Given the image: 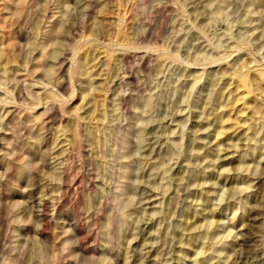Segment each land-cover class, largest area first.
Masks as SVG:
<instances>
[{
	"label": "rangeland",
	"instance_id": "374dc122",
	"mask_svg": "<svg viewBox=\"0 0 264 264\" xmlns=\"http://www.w3.org/2000/svg\"><path fill=\"white\" fill-rule=\"evenodd\" d=\"M193 262L264 264V0H0V264Z\"/></svg>",
	"mask_w": 264,
	"mask_h": 264
},
{
	"label": "bare ground",
	"instance_id": "6f19581e",
	"mask_svg": "<svg viewBox=\"0 0 264 264\" xmlns=\"http://www.w3.org/2000/svg\"><path fill=\"white\" fill-rule=\"evenodd\" d=\"M238 130L239 129H237L236 131H238ZM238 132L237 133L234 132L230 138L235 137L238 134ZM206 136H207V132H205V131L201 132L199 134V136H198L199 137L198 144L200 145L198 147L201 150H204V149H206L208 147V146H206V143H205ZM213 152L215 154V164L220 163L221 165H224V164H227L229 162L238 161V159H239V157L237 155V152L234 151V149H233V146H228L226 150H217L216 149ZM203 157H204V153L197 152V153H195L192 156L191 159H193V160H199V159H202ZM203 166H205L206 169H208V170L212 167V166L207 165V163H204ZM187 168H189V167H187ZM237 175L239 177H244L242 171H238ZM192 264H195V262H193Z\"/></svg>",
	"mask_w": 264,
	"mask_h": 264
}]
</instances>
